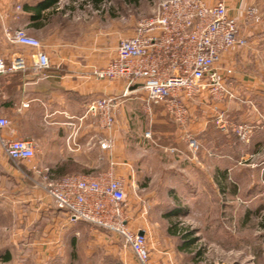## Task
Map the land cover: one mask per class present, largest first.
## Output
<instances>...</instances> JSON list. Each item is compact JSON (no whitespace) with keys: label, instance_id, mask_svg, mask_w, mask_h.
I'll return each mask as SVG.
<instances>
[{"label":"rangeland","instance_id":"rangeland-1","mask_svg":"<svg viewBox=\"0 0 264 264\" xmlns=\"http://www.w3.org/2000/svg\"><path fill=\"white\" fill-rule=\"evenodd\" d=\"M19 1L2 0L12 5ZM162 1L102 0L95 4L93 0H58L55 7L63 18L52 21L65 19L67 38H81L90 54L108 62L118 41L130 37L136 24L152 16ZM248 8L254 9L256 19H245ZM241 22L239 28L264 26V4L246 7ZM239 37L243 45L224 52L215 68L221 74L232 73L230 67L234 72L242 68L261 79L264 87V69L257 61L238 62L235 50L248 43L240 29ZM226 87L231 91L229 83ZM239 94L219 100L203 94L187 104L191 113L182 132L184 158L174 166L179 171L173 177L165 173L162 137L155 140L159 147L136 150L127 144L124 148V158L137 164L133 167L136 182L146 187L138 196L132 191L127 194L126 214L132 231L139 227L148 233V264H163L166 251L172 252L168 264H264V99ZM153 106L157 117L165 113L160 105ZM158 118L164 128L165 114ZM192 120L195 124L191 125ZM222 121L228 123L224 129ZM144 122L139 114L133 120L138 138L145 137ZM237 126L251 129L243 140ZM128 133L125 128L122 136L126 139ZM190 137L198 144L196 153L188 148ZM102 170L98 167L94 172L103 175ZM116 176L130 182L123 172ZM39 184L38 175L23 163L9 160L0 146V264H141L116 235L82 224L83 230L72 239L64 236L65 227L40 222L38 207L47 205L49 198ZM165 232L171 241L167 244L163 242ZM186 242L188 248L181 250ZM153 254L158 257L154 261Z\"/></svg>","mask_w":264,"mask_h":264},{"label":"crops","instance_id":"crops-1","mask_svg":"<svg viewBox=\"0 0 264 264\" xmlns=\"http://www.w3.org/2000/svg\"><path fill=\"white\" fill-rule=\"evenodd\" d=\"M41 1L43 0H21L20 4L12 5L0 0V59L7 66L15 64L17 59L22 63L14 72L0 78V116L9 123L2 131V135L10 140L33 141L37 146L33 164L38 168H48L56 179L66 176L94 177L99 174L94 172L98 167H102V173H106L112 169L111 164H113L112 170L115 175L123 172L129 178L127 194L132 191L135 196L146 190V187L141 188L138 181L136 182L133 167L137 164L124 158V148L127 144L136 150L159 147L160 142L156 143L155 140L162 137L165 139V163H167L165 173L173 177L174 171H179L178 167L175 169L174 166L184 158L183 129L177 127L166 112L160 113V116L165 114V127L161 128L164 123L158 118L159 115L157 117L156 107L151 105L148 112L143 95L139 91H131L121 99V104L112 112V128L105 130L99 117L88 114L87 108L97 99L121 97L126 86L123 81L105 82L95 79L92 76L93 70L104 67L107 60L103 61L95 54H90L89 47L81 38L68 39L65 19L60 23H53V18H63L55 7L58 3L36 12L34 9L39 8ZM202 1L213 5L218 0ZM224 1L229 15L240 24L246 7L255 2L264 4V0ZM5 27L22 29L28 36L39 41L42 52L49 60V68L42 71L34 70L35 51L25 46L8 43L3 35ZM239 29L248 43L235 50L239 54L238 62L243 65L257 61L259 63L257 66L261 70L264 69L262 65L264 26L245 28L241 25ZM229 69L232 73L228 76L227 83L232 86L230 89L235 96L240 97L239 93H241L257 101L264 99V87L260 86L261 79L249 75L242 68L238 72H234L231 67ZM191 103L192 101L189 102ZM240 112V115L244 113L243 110ZM138 114L144 116L143 130L145 133H150L152 141L146 140L143 135L138 138L134 132L133 120ZM192 124H195V120H192ZM125 128L129 130L126 139L122 136ZM104 137H109L113 141L114 147L110 153L102 151L96 142L97 138ZM171 157L174 161H170ZM23 164L28 168L27 164ZM134 187L139 191L135 192ZM49 200L47 205L43 203L39 205L38 220L49 221V224L54 222L59 229L65 227L64 236L75 238L83 230V223L70 224L65 213L57 210ZM128 226L132 229V221L129 220ZM138 230L142 228L138 227L134 232ZM146 234L148 240L147 231ZM163 242L165 244L171 242L166 232ZM151 248L156 251L154 247ZM166 252L162 260L163 264H168L166 260L171 259L172 252ZM156 258L158 257L153 254L152 260Z\"/></svg>","mask_w":264,"mask_h":264},{"label":"built area","instance_id":"built-area-1","mask_svg":"<svg viewBox=\"0 0 264 264\" xmlns=\"http://www.w3.org/2000/svg\"><path fill=\"white\" fill-rule=\"evenodd\" d=\"M245 19H256L254 9H247ZM6 41L31 48L36 71L49 68V60L39 41L22 29L3 28ZM235 45H243L239 25L231 17L223 1L208 5L202 0H164L156 12L139 21L133 34L118 41L112 58L92 76L98 81H123L126 88L121 97H105L93 101L87 113L98 116L105 130L112 128V112L131 91H139L150 112L160 105L177 127L189 122L187 104L206 94L212 99L233 98L226 87L230 70L221 74L215 67L221 55ZM20 59L7 66L0 59V78L21 67ZM134 88V90H133ZM223 129L227 122L222 121ZM9 123L0 116V146L13 162L25 163L40 178L41 189L53 206L65 213L70 224L83 223L105 233L118 236L141 264H148L149 250L145 230L132 231L127 217V184L115 175L114 165L98 176H66L55 179L48 168L33 164L37 146L30 140H10L2 135ZM243 140L250 132L247 126H237ZM146 139L151 138L145 133ZM99 148L110 153L111 138H97ZM191 152L198 151L195 139L187 138ZM132 181V186H134ZM134 191H139L134 187Z\"/></svg>","mask_w":264,"mask_h":264},{"label":"trees","instance_id":"trees-1","mask_svg":"<svg viewBox=\"0 0 264 264\" xmlns=\"http://www.w3.org/2000/svg\"><path fill=\"white\" fill-rule=\"evenodd\" d=\"M93 2L95 4H100L102 2V0H93ZM57 3H58V0H43L38 5L39 8H36L34 10L37 12V11L43 9V8H48V7H50V6L54 5V4L56 5ZM165 218H167L166 215H165ZM168 232H170V229L168 230ZM188 246H189V243L186 242V244L183 245L181 250H184V249L188 248ZM5 260L8 261L9 257L7 256Z\"/></svg>","mask_w":264,"mask_h":264}]
</instances>
